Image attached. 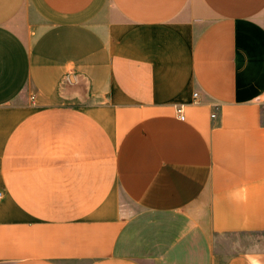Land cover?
Wrapping results in <instances>:
<instances>
[{
  "label": "crops",
  "instance_id": "crops-1",
  "mask_svg": "<svg viewBox=\"0 0 264 264\" xmlns=\"http://www.w3.org/2000/svg\"><path fill=\"white\" fill-rule=\"evenodd\" d=\"M0 264H264V0H0Z\"/></svg>",
  "mask_w": 264,
  "mask_h": 264
},
{
  "label": "built area",
  "instance_id": "built-area-1",
  "mask_svg": "<svg viewBox=\"0 0 264 264\" xmlns=\"http://www.w3.org/2000/svg\"><path fill=\"white\" fill-rule=\"evenodd\" d=\"M197 93L193 94V103L197 104ZM175 115L179 120H184V114H183V108L181 106H176L175 107ZM214 114H211V117H214Z\"/></svg>",
  "mask_w": 264,
  "mask_h": 264
},
{
  "label": "rangeland",
  "instance_id": "rangeland-1",
  "mask_svg": "<svg viewBox=\"0 0 264 264\" xmlns=\"http://www.w3.org/2000/svg\"><path fill=\"white\" fill-rule=\"evenodd\" d=\"M227 243H230L229 240H226Z\"/></svg>",
  "mask_w": 264,
  "mask_h": 264
}]
</instances>
